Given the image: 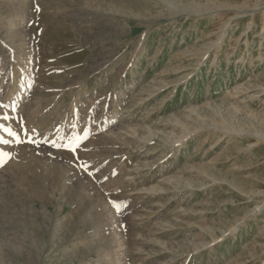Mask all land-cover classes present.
I'll return each instance as SVG.
<instances>
[{
	"label": "rangeland",
	"instance_id": "1",
	"mask_svg": "<svg viewBox=\"0 0 264 264\" xmlns=\"http://www.w3.org/2000/svg\"><path fill=\"white\" fill-rule=\"evenodd\" d=\"M0 83V264H264V0H0Z\"/></svg>",
	"mask_w": 264,
	"mask_h": 264
},
{
	"label": "bare ground",
	"instance_id": "2",
	"mask_svg": "<svg viewBox=\"0 0 264 264\" xmlns=\"http://www.w3.org/2000/svg\"><path fill=\"white\" fill-rule=\"evenodd\" d=\"M5 1H8V0H5ZM10 12V11H9ZM12 36V35H11ZM11 36H10V38H11ZM15 36V35H14ZM84 79V78H83ZM82 79V80H83ZM86 80V79H85ZM86 82V81H85ZM77 84V83H76ZM81 88V87H80ZM13 89V88H12ZM14 92V91H13ZM13 92L12 91H9L7 88H3V86H2V84L0 83V97H3V98H5V100L6 101H12L11 100V97L13 96ZM15 93V92H14ZM21 94V93H20ZM74 94V93H73ZM17 95V94H16ZM15 97V96H14ZM17 97H19V96H17ZM31 98H33V97H31ZM30 98V99H31ZM80 99V96L79 95H77V96H73V98H72V102H71V105H70V107L69 108H71V109H69L70 110V114H71V118H73V119H75L76 118V114H75V109H77V108H80V105H82L83 104V101H81V100H79ZM38 100V99H37ZM29 101V100H28ZM71 101V100H70ZM1 103V102H0ZM25 103H26V101H25ZM8 104H10V103H8ZM13 104H14V102H13ZM17 104H18V102H17ZM31 104V103H30ZM1 105V104H0ZM4 105V104H3ZM59 106V105H58ZM34 107V106H33ZM9 108V107H8ZM50 108V107H49ZM49 108H48V110H49ZM57 108V107H56ZM59 108V107H58ZM85 110H86V112H87V115H89V101H87V104L85 105ZM7 108H5V110H6ZM45 110H46V108H44ZM12 110H14V106H12V107H10V109H9V111H12ZM44 110V111H45ZM64 110V109H63ZM7 111V110H6ZM18 111V110H17ZM44 111H43V108L41 109L40 108V106H36V108L33 110V111H26V118H27V120H25V118H24V120L27 122H25L26 123V125H24L25 126V129H26V127L29 129L30 128V131L32 130V129H35V131H32L31 133H30V135H35V134H37L38 135V137L36 138V143H40V144H42V139L44 138L45 139V137H47V134L48 133H52V132H50L51 131V129L57 124L58 125V128H60V130L58 131V134H56V133H54V134H56V137H53V138H55V140H54V142H56L57 144H58V142H59V140H60V138H62L63 136H62V134L65 132V130H66V127H64L63 125V122H61L63 119H64V117H66L68 114L66 113H64V115H63V111L61 112L60 110L58 111V109H57V112L56 113H52V117H53V119L52 120H50V121H48V123H46V121H45V119H44V123H43V125L45 126V128H43L41 131H39V127H38V130H37V128H31L32 126H34L36 123H38V122H40L42 119H43V115L45 116L46 114H44ZM65 111V110H64ZM14 112V111H13ZM52 112V111H51ZM85 112V111H84ZM85 112V113H86ZM11 113V112H10ZM48 113H49V111H48ZM74 113V114H73ZM21 114H23V111L21 112L20 111V114H19V116H17V119H18V117H20V116H22ZM84 115V114H83ZM12 117V116H11ZM51 117V116H50ZM70 118V117H69ZM49 119V118H48ZM51 119V118H50ZM67 119V118H66ZM71 120V119H70ZM23 122V123H24ZM87 121H85L84 123H86ZM108 122H106V124H107ZM41 124V123H40ZM96 124V123H95ZM56 125V126H57ZM67 125V124H66ZM42 126V125H41ZM35 127V126H34ZM37 127V126H36ZM64 127V130L62 131L61 129ZM71 130V129H70ZM53 131V130H52ZM57 131V130H56ZM55 131V132H56ZM72 131V130H71ZM3 135V134H2ZM49 135V134H48ZM57 135H59V136H57ZM68 135V134H67ZM75 135V134H74ZM55 136V135H54ZM62 136V137H61ZM72 136V135H71ZM70 136V137H71ZM25 137V136H24ZM34 137V136H33ZM69 137V138H70ZM52 138V139H53ZM73 138V137H72ZM7 139V138H6ZM12 139V138H11ZM26 139V138H25ZM72 140V139H71ZM46 141V140H45ZM44 141V142H45ZM53 140H48L47 142H45V143H43L41 146H43L42 148H46V149H48L49 148V146L51 145V142H52ZM63 141V140H62ZM67 141H68V139H67ZM61 142V141H60ZM59 142V143H60ZM8 143H11V144H13L12 143V141H8ZM36 143H28V144H30L31 146V148H37L36 146ZM64 143V142H63ZM68 143V142H67ZM16 144H18V143H16ZM23 144V145H22ZM20 146L21 147H24V143H22ZM62 144V143H61ZM20 146H18V147H20ZM58 146V145H57ZM18 147H12L14 150H18L19 148ZM29 147V146H28ZM52 148H54L55 146H53V143H52V146H51ZM58 148V147H57ZM5 149V148H4ZM11 149V148H10ZM1 150V149H0ZM49 150V149H48ZM57 150V149H56ZM64 150V149H63ZM47 151V150H46ZM53 151H55V150H53ZM48 152H51V151H48ZM65 154V153H64ZM68 154V153H67ZM68 156V155H67ZM70 160V159H69ZM72 160V159H71ZM70 160V161H71ZM69 169V168H68ZM70 170V169H69ZM62 175H64V177H63V179L66 181V179H65V177H68L67 176V173H66V171L62 174ZM47 177V176H46ZM42 178V177H41ZM45 180V179H44ZM62 180V179H61ZM36 181H40L39 183L41 184V181L43 182V180H39V179H37ZM64 184H65V182H64ZM59 185V184H58ZM60 185H61V183H60ZM62 186H64V185H62ZM62 186H59V187H61V194H65V191H67L66 190V188L65 187H62ZM65 195H67V194H65ZM85 196V195H84ZM83 197V196H82ZM82 202V201H81ZM88 215H89V213H88ZM86 217V216H85ZM86 220H87V218H86ZM82 222V221H81ZM84 222H87V221H85L84 220ZM84 222H82V224L84 223ZM92 223V222H91ZM88 226H89V224H88ZM87 226V228H89ZM100 227V226H99ZM86 229V228H85ZM97 229V228H96ZM67 230V229H66ZM66 230L65 231H63V233H60V232H58V233H53L52 234V238H53V240H55V238L56 237H58L59 238V236L61 235V234H64L65 235V237H67V235H69L67 232H66ZM72 230V229H71ZM100 230V229H99ZM94 231V230H93ZM97 231H98V229H97ZM69 232V231H68ZM94 232H96V230L94 231ZM95 234V233H94ZM51 236V235H50ZM89 237V236H88ZM86 238V237H85ZM63 240V239H62ZM53 242V241H52ZM64 242V241H63ZM73 246V245H72ZM51 247L52 248H54V246H53V244H51ZM105 247V246H104ZM88 249V248H87ZM75 250V249H74ZM71 251V250H70ZM69 251V252H70ZM84 251H86V250H84ZM89 251V250H88ZM80 252H82V250H80ZM87 252V251H86ZM79 253V252H78ZM68 254H70V253H68ZM81 255H82V253H81ZM103 255V254H102ZM76 256V255H75ZM99 256V255H98ZM73 258V257H72ZM65 259L67 260V258L65 257ZM71 259V258H70ZM77 259V258H76ZM72 261V260H71ZM70 262V261H69ZM86 264H88V263H86Z\"/></svg>",
	"mask_w": 264,
	"mask_h": 264
},
{
	"label": "snow or ice",
	"instance_id": "3",
	"mask_svg": "<svg viewBox=\"0 0 264 264\" xmlns=\"http://www.w3.org/2000/svg\"><path fill=\"white\" fill-rule=\"evenodd\" d=\"M36 10L40 11L38 6H37ZM0 107H7V105H0ZM0 119L7 121V120L11 119V117L9 115L5 114L3 117H0ZM19 127L24 132V135L28 136L29 130L24 128L23 121L19 122ZM0 131H3L5 133H7L8 136L15 138L17 143L24 142L23 139L21 138V136L18 134V132L13 130V128H11V127H7L4 124H0ZM31 131H35V129H32ZM88 138H89V132L87 130H83V135L76 136V137L72 138V140H70L67 144L63 145V147H65L67 150L75 153L77 151V149L80 147V145L85 140H87ZM28 142L29 143H36V141L34 139H32L31 137L28 138ZM0 143L7 144L8 140H5L2 137H0ZM53 146H57L56 142H54V141H53ZM10 158L11 157L9 156L8 153L0 152V167H3L7 163V159H10ZM82 167H84L85 170H87V165H83ZM114 206H115V204H114ZM117 210H119V209H117Z\"/></svg>",
	"mask_w": 264,
	"mask_h": 264
}]
</instances>
